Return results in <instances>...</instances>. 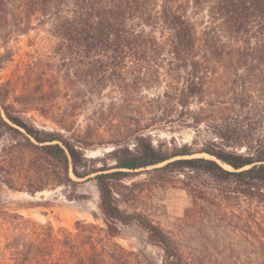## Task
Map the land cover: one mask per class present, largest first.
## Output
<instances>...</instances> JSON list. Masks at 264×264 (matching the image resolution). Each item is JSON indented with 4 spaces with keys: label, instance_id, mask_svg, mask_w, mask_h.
I'll use <instances>...</instances> for the list:
<instances>
[{
    "label": "trees",
    "instance_id": "1",
    "mask_svg": "<svg viewBox=\"0 0 264 264\" xmlns=\"http://www.w3.org/2000/svg\"><path fill=\"white\" fill-rule=\"evenodd\" d=\"M204 11L209 20L198 34L190 14ZM47 23L55 40L52 53L72 63L74 76L89 90L116 89L124 103L113 105V117L119 124L128 122L111 129L109 151L88 157L96 121L74 129L69 118L53 119L48 97L59 89L46 79L16 95L0 77V140L9 138L1 162L9 165L22 153L54 163L53 178L31 193L50 184H73L70 174L93 181L103 224L77 223L72 234L7 215L18 230L0 234L1 251L11 264H149L115 242L121 227L130 225L162 251L161 264H184L160 227L118 204L116 186L148 167L206 175L233 193L264 203V146L231 149L223 143L225 119L217 117L225 110L249 109L253 97L246 84L264 85V0H0V72L13 56L9 44ZM239 71L246 76L234 79ZM163 83L160 95H144ZM184 110L185 126L215 122L214 138L200 145H155L149 133L172 124ZM29 112L57 129L38 126L26 117Z\"/></svg>",
    "mask_w": 264,
    "mask_h": 264
},
{
    "label": "rangeland",
    "instance_id": "2",
    "mask_svg": "<svg viewBox=\"0 0 264 264\" xmlns=\"http://www.w3.org/2000/svg\"><path fill=\"white\" fill-rule=\"evenodd\" d=\"M190 17L199 34L209 20L206 12ZM49 30L48 23L37 25L9 44L13 56L1 66V81L13 87L16 95L26 88L35 89L42 79L47 80L48 86L58 88L54 96L48 97L53 119L69 118L74 129H84L90 121H96L94 150L85 154L102 157L112 148L109 141L113 126L128 122L119 124L120 120L113 117L116 110L113 105L123 104L122 97L109 85L96 92L89 90L83 79L74 76L76 68L72 63L52 53L55 40ZM241 76H246L244 71H239L234 79ZM52 77L58 78V84ZM237 83L241 85L240 81ZM246 85L253 97L249 109L225 110L217 116L225 119L221 131L225 136L223 143L240 152L247 151V147L264 146V85ZM163 89L164 83L144 95H160ZM195 107L192 105L191 109ZM26 117H32L40 127L57 129L36 112L26 113ZM185 119L184 110L172 124L152 130L149 135L153 143L172 148L200 145L214 138L215 122H204L196 128L191 124L185 126ZM8 142L7 135L0 140V234L17 233L7 216L14 214L48 225L55 232L65 229L76 234L77 223L103 227L93 181L75 179L70 174L73 184H50L31 193L33 187L53 178L54 163L21 153L7 165L1 160L2 149ZM161 166L135 171L121 181L116 186L119 206L128 212L141 213L160 227L177 246L184 264H264V203L233 193L229 185L206 175L185 176V171L154 170ZM115 242L138 254L145 263L161 264L162 251L150 245L146 234L135 225L121 227ZM2 243L0 239V264H11L1 251Z\"/></svg>",
    "mask_w": 264,
    "mask_h": 264
}]
</instances>
